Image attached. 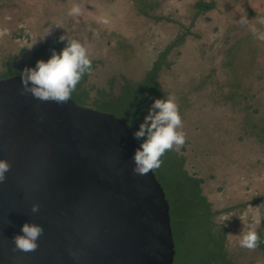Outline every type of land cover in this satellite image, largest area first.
<instances>
[{"label": "rangeland", "instance_id": "1", "mask_svg": "<svg viewBox=\"0 0 264 264\" xmlns=\"http://www.w3.org/2000/svg\"><path fill=\"white\" fill-rule=\"evenodd\" d=\"M197 1L0 0V29L7 31L0 37V64L4 58L28 60L36 47L68 33L99 62L89 82L106 86L114 79L118 94L123 77L141 83L181 25L191 26ZM215 2V9L200 15L192 34L171 53L174 64L159 71L158 81L177 100L186 133L185 167L205 178L203 194L212 209L246 204L218 217L227 228L226 249L233 264H264L258 248L250 251L238 245L243 228L239 215L247 223L257 209L264 213V200L252 202L264 195V40L252 32L255 27L264 33L258 22L264 18V0ZM145 3L152 15L173 21L142 14L139 7ZM73 4L82 8L78 17L68 15ZM245 15L250 23L241 26ZM36 40L31 50L22 48ZM232 213L237 215L220 220ZM201 238L190 228L181 264L201 255Z\"/></svg>", "mask_w": 264, "mask_h": 264}, {"label": "water", "instance_id": "2", "mask_svg": "<svg viewBox=\"0 0 264 264\" xmlns=\"http://www.w3.org/2000/svg\"><path fill=\"white\" fill-rule=\"evenodd\" d=\"M20 78L0 79V264H175L170 204L155 172L133 174L130 125L21 95ZM26 222L44 228L39 247L13 252Z\"/></svg>", "mask_w": 264, "mask_h": 264}, {"label": "trees", "instance_id": "3", "mask_svg": "<svg viewBox=\"0 0 264 264\" xmlns=\"http://www.w3.org/2000/svg\"><path fill=\"white\" fill-rule=\"evenodd\" d=\"M215 0H198L194 4L195 15L190 27L181 25V30L174 39L168 43L153 60L152 65L141 83L134 85L127 78L123 77L124 84L118 94L114 90V79H111L106 86H98L89 82L91 72L97 67L98 61L92 59L90 73L83 76L77 85L72 99L79 105L112 113L123 118L132 131L138 130L139 124L150 105L156 98L167 97L158 81L159 71L166 67L170 68L174 63L170 60L171 53L179 48L192 34V27L195 20L202 14L215 9ZM151 6L148 3L140 5L142 14L150 16L156 21L173 20L169 16L152 15ZM65 42L59 38L52 42L43 43L32 52L28 60L17 61L16 59L4 58L0 66V79L20 75L25 67H34L38 60L50 58L52 50L59 52ZM140 143V141H138ZM181 151H170L162 157L163 163L155 171L158 180L164 187L166 197L170 204L171 224L176 245L175 264H181L183 248L187 244L190 228L194 227L200 236L202 235L201 255L189 264H233L226 249L227 228L219 222L218 217L224 213L233 211L243 205H235L227 209L214 211L207 196L203 194L205 178L191 173L186 169V156ZM264 200L263 196L253 199V203ZM260 244L257 247L264 254V224L258 228Z\"/></svg>", "mask_w": 264, "mask_h": 264}, {"label": "clouds", "instance_id": "4", "mask_svg": "<svg viewBox=\"0 0 264 264\" xmlns=\"http://www.w3.org/2000/svg\"><path fill=\"white\" fill-rule=\"evenodd\" d=\"M81 14L82 8L79 4H73L68 10L69 16L78 17ZM108 22L107 19L103 21L105 24ZM258 22L264 25V18H260ZM239 23L241 26H247L250 20L245 15L240 18ZM50 32L49 29L46 35ZM252 32L258 39L264 40V33L258 32L255 27ZM6 34V29H0V37ZM59 41H66L59 52L53 49L49 59L38 60L34 67H25L22 70L21 95H31L42 103L53 102L57 105H64L72 100V95L83 76L91 72V54L84 43L68 33L61 35ZM36 42L37 40L22 48L31 50ZM133 138L140 141L132 156V172L135 175L146 176L149 172L154 173L161 167L162 157L166 153L179 151L186 143V133L183 131V120L175 96L154 99L138 130L133 132ZM11 168L12 165L7 159H0V183L6 181ZM39 209V204H33L31 211L36 213ZM234 215L237 214L222 216L220 220L228 221ZM239 217L243 228L239 234L238 245L243 249L255 250L260 244L258 228L264 221V213L257 209L247 223L241 215ZM21 233L12 238V251L34 252L39 247L38 240L43 236L44 228L39 224L26 222L22 225Z\"/></svg>", "mask_w": 264, "mask_h": 264}, {"label": "flooded vegetation", "instance_id": "5", "mask_svg": "<svg viewBox=\"0 0 264 264\" xmlns=\"http://www.w3.org/2000/svg\"><path fill=\"white\" fill-rule=\"evenodd\" d=\"M1 64H2V62H1ZM1 64H0V66H1Z\"/></svg>", "mask_w": 264, "mask_h": 264}]
</instances>
